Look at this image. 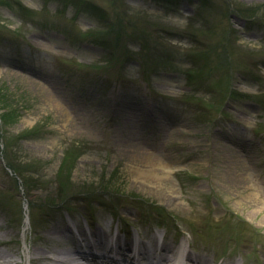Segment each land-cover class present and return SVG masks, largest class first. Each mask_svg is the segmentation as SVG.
Wrapping results in <instances>:
<instances>
[{
    "label": "rangeland",
    "instance_id": "374dc122",
    "mask_svg": "<svg viewBox=\"0 0 264 264\" xmlns=\"http://www.w3.org/2000/svg\"><path fill=\"white\" fill-rule=\"evenodd\" d=\"M6 112L1 251L90 213L264 264V0H0Z\"/></svg>",
    "mask_w": 264,
    "mask_h": 264
},
{
    "label": "bare ground",
    "instance_id": "6f19581e",
    "mask_svg": "<svg viewBox=\"0 0 264 264\" xmlns=\"http://www.w3.org/2000/svg\"><path fill=\"white\" fill-rule=\"evenodd\" d=\"M30 72L42 76L41 71L37 68H30ZM50 86L56 88L53 81H50ZM125 111L126 113L130 112L129 109H125ZM135 144L134 141L131 147H135ZM89 227L91 228L90 236L87 235L85 228L80 227L77 237L71 226L64 220L60 218L48 220L46 226L37 235L41 246L33 247L25 256L20 253L16 255L15 252L9 253L0 250V264H137V260L143 264L154 262V258L146 250L151 243L146 241L140 243V247L135 253L122 245L118 253L115 254L116 258L113 259L111 250L107 249V245H105L108 229L97 227L94 222L89 224ZM0 229H4V226H0ZM79 240L85 243L86 248L89 247V241H93L98 256L82 251L78 244ZM119 240L125 243L126 238L119 236ZM162 248L163 258L159 264H169L172 259L177 264H208L203 256L192 255L178 242L164 240ZM14 255H19L21 262H12ZM23 258L26 263L23 262Z\"/></svg>",
    "mask_w": 264,
    "mask_h": 264
},
{
    "label": "trees",
    "instance_id": "16d2710c",
    "mask_svg": "<svg viewBox=\"0 0 264 264\" xmlns=\"http://www.w3.org/2000/svg\"><path fill=\"white\" fill-rule=\"evenodd\" d=\"M10 116H11V114H10L9 112H6L5 114H1V115H0V119H1L2 124L8 122ZM69 155L71 156V153H69V154H67V155H64V159L68 160V159H69ZM70 158H71V157H70ZM66 160H65V161H66ZM65 161H64V162H65ZM64 162L62 163L61 168H64ZM19 178H20L22 181L24 180V178H22V177H19Z\"/></svg>",
    "mask_w": 264,
    "mask_h": 264
}]
</instances>
